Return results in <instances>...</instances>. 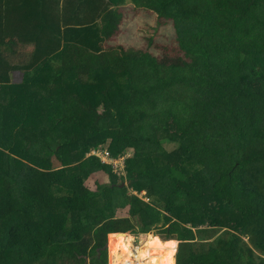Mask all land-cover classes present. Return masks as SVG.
Here are the masks:
<instances>
[{
  "label": "trees",
  "instance_id": "1",
  "mask_svg": "<svg viewBox=\"0 0 264 264\" xmlns=\"http://www.w3.org/2000/svg\"><path fill=\"white\" fill-rule=\"evenodd\" d=\"M0 86V264H264V0H0Z\"/></svg>",
  "mask_w": 264,
  "mask_h": 264
},
{
  "label": "rangeland",
  "instance_id": "2",
  "mask_svg": "<svg viewBox=\"0 0 264 264\" xmlns=\"http://www.w3.org/2000/svg\"><path fill=\"white\" fill-rule=\"evenodd\" d=\"M121 10L124 13V18H123V22L121 25V34H119L118 40L120 42H123L127 46L141 44L143 41H145L144 37L148 34L155 35V37L158 41L167 40L173 34V31L170 27L160 26L153 16L147 15L144 12H136L132 8V4L130 1L125 2L121 6ZM16 77L17 78L21 77V72L17 71ZM17 83H19V82H17ZM166 147L168 150H172L174 145L173 144H167ZM122 164H123V161L121 162V165L118 164L117 170H119L121 168ZM97 177H100L104 180H107V175H105L103 172H100ZM201 201L203 202L206 210L211 212L213 209V206H214L211 203V201L208 198L206 200L202 199ZM127 214H128V207L118 208L116 211L117 216H127ZM155 232H156V229H153L150 233H148L146 235L145 238H143V237L141 238L140 235H133L129 232L119 233V234L114 235L108 241L107 247H106L108 250V264H114L117 257H118V255L116 253L111 251V247H110L111 242L114 239H117V238L125 239V235L133 236V240L130 244V253H131L130 256L132 257L134 263H137L136 255L137 254L139 255L142 246L144 244H146L149 236L151 234L154 236L156 235ZM156 236L161 241H167V240L162 239V237H160L158 235H156ZM170 240H172V239H170ZM178 244H179V241L176 240V248H175L173 257L170 260V264L176 263Z\"/></svg>",
  "mask_w": 264,
  "mask_h": 264
},
{
  "label": "built area",
  "instance_id": "3",
  "mask_svg": "<svg viewBox=\"0 0 264 264\" xmlns=\"http://www.w3.org/2000/svg\"><path fill=\"white\" fill-rule=\"evenodd\" d=\"M101 160L103 162L111 163L115 169L118 168V164L121 165V162L123 161L121 158L111 159L107 154H101Z\"/></svg>",
  "mask_w": 264,
  "mask_h": 264
},
{
  "label": "crops",
  "instance_id": "4",
  "mask_svg": "<svg viewBox=\"0 0 264 264\" xmlns=\"http://www.w3.org/2000/svg\"><path fill=\"white\" fill-rule=\"evenodd\" d=\"M23 51V50H22ZM6 55L8 56V58H9V56H12L13 54H11V55H8V51H7V53H6ZM10 59V58H9ZM15 61H14V59L12 60V63H14ZM11 83H17V82H21V77H16V73H14V74H11ZM16 78V79H15ZM1 87V86H0Z\"/></svg>",
  "mask_w": 264,
  "mask_h": 264
},
{
  "label": "clouds",
  "instance_id": "5",
  "mask_svg": "<svg viewBox=\"0 0 264 264\" xmlns=\"http://www.w3.org/2000/svg\"><path fill=\"white\" fill-rule=\"evenodd\" d=\"M91 154H95V155H100L101 156V154H102V152H99V151H96V150H92L91 151ZM102 161V160H101ZM103 162V161H102ZM103 163H107V162H103ZM109 164H111V163H109Z\"/></svg>",
  "mask_w": 264,
  "mask_h": 264
},
{
  "label": "water",
  "instance_id": "6",
  "mask_svg": "<svg viewBox=\"0 0 264 264\" xmlns=\"http://www.w3.org/2000/svg\"><path fill=\"white\" fill-rule=\"evenodd\" d=\"M106 247H107V244H106Z\"/></svg>",
  "mask_w": 264,
  "mask_h": 264
}]
</instances>
